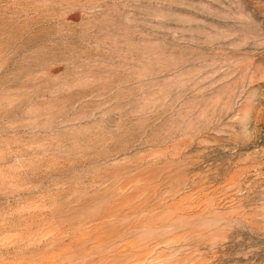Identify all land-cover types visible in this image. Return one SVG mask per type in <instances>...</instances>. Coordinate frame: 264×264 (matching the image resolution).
Segmentation results:
<instances>
[{
  "label": "rangeland",
  "instance_id": "obj_1",
  "mask_svg": "<svg viewBox=\"0 0 264 264\" xmlns=\"http://www.w3.org/2000/svg\"><path fill=\"white\" fill-rule=\"evenodd\" d=\"M0 264H264V0H0Z\"/></svg>",
  "mask_w": 264,
  "mask_h": 264
}]
</instances>
